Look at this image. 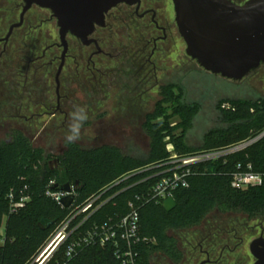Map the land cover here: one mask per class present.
<instances>
[{"label":"trees","instance_id":"obj_1","mask_svg":"<svg viewBox=\"0 0 264 264\" xmlns=\"http://www.w3.org/2000/svg\"><path fill=\"white\" fill-rule=\"evenodd\" d=\"M35 52L34 49L31 56L35 58L34 64L43 62L44 59L37 60L42 54L36 55ZM5 55L7 53L1 59L0 71L6 61ZM182 89L179 84L160 87L161 99L153 114H150L144 123V127L152 136L151 151L146 159L126 155L114 145L86 149L77 143L65 142V151L57 162L51 163L45 151L35 148L19 131L8 141L0 143V225L9 212L10 192L15 191L17 195L23 192L29 196L25 205L17 212L9 214L7 218L5 242L0 246V264H25L44 243L55 225L71 211L70 207H63L48 197V188L62 190L69 183L74 188L75 205L81 204L122 175L149 164L165 162L170 156L164 141L165 131L173 135L177 130H182L180 135L173 136L175 149L179 153L228 146L255 138L264 132V98L254 101L230 99L232 106L222 109L229 122L227 127L209 131L205 135L202 148H188L185 136L189 131L194 106L184 103ZM224 100L228 98L221 99V102ZM172 106L173 112L167 114ZM160 115L166 119L152 121V117ZM172 115H177L179 122L171 124L168 119ZM238 163H251L254 171L264 175V136L226 159L196 165L199 173L190 178V186L180 188L174 193L177 206L173 210L168 212L162 203L154 201L141 208V233L152 239L141 247L143 264H151L155 253L163 254L174 264H180L185 254L178 239L170 235V231L182 234L201 225L214 211L241 212L247 214L250 219H264V184L243 190L236 189L231 184L230 174ZM151 174L152 171L136 174L127 183L114 187L110 194L117 192L115 197L91 216L88 224L103 221L110 216L126 214L128 202L156 181V178H150ZM145 178V181L137 183ZM52 180L55 183L50 185ZM43 218L55 220V223L49 229L42 230L39 222ZM219 224L221 227L215 224L214 231L212 230L204 243H201L202 247H208L203 248L201 252L208 254L212 264L222 261V251L227 248L223 243L232 239V236L227 235L228 230L223 227L225 223ZM231 231L235 232L236 226H233ZM220 233H223L221 238L218 237ZM70 264L121 263L115 257L113 246L108 245L105 248L87 247Z\"/></svg>","mask_w":264,"mask_h":264},{"label":"rangeland","instance_id":"obj_2","mask_svg":"<svg viewBox=\"0 0 264 264\" xmlns=\"http://www.w3.org/2000/svg\"><path fill=\"white\" fill-rule=\"evenodd\" d=\"M245 1L235 0L237 3ZM23 3V0H0V37L8 33L13 22L19 21ZM165 8L168 16L161 19L163 23L170 25L166 45L169 49L153 58L158 69L157 84L154 85L155 81L150 75L145 92L146 106L133 112L118 100L121 94L119 90L126 88L125 81H120L118 77H112L114 79L111 81L98 75L99 79H104V83L100 82L98 88L112 91L103 103L94 106L95 100L87 90H93L97 86L91 82V75L85 68L81 74L76 72L73 59L68 60L69 66L63 71L57 90L56 73L62 53V48L58 46L47 53L43 62L28 64L33 48L36 55H41L47 45L60 43L59 27L51 12L37 6L32 7L26 14L25 24L16 29L10 38L6 61L0 71V143L8 141L19 131L35 148L43 149L50 161L59 160L66 148L65 136L71 124V113L75 105H81L87 109L88 120L81 129L80 139L75 143L86 149L114 145L126 155L146 159L151 151L152 136L144 127V122L153 114L161 99L160 85L169 81L178 82L183 88L182 100L185 104L194 106L192 121L185 136L186 146L191 149L202 148L205 135L209 131L227 127L229 122L222 109L232 106L230 99L254 101L264 98V64L239 81L206 71L186 53V43L175 22L172 0H167ZM116 38L118 42L115 48L122 50L121 47L128 42V38L125 33ZM68 41L73 50L72 54H77L80 51V43L70 35ZM2 48L3 44H0V52ZM116 52L117 50H114L115 54ZM50 58H54V63L49 66L46 62ZM109 64L112 68H121V59ZM112 73L114 72L110 74ZM116 73L120 75V71ZM80 81L83 83L82 87ZM58 98L61 100L63 111L57 110ZM223 98L228 100L221 102ZM172 109L173 106L168 109L167 114L172 113ZM151 119L153 122H159L166 117L160 115ZM168 120L171 124H176L180 118L172 115ZM181 131L179 129L173 135L164 132L167 150L172 147L175 149L173 138L180 135ZM6 221L7 218H4L0 225V235L5 232ZM219 223H225L223 227L228 230L227 235L232 236V239L223 243L227 248L222 251L223 259L219 264L255 262L250 243L255 238L264 236V219H250L247 214L241 212L214 211L201 225L182 234L170 231V235L178 239L185 254L180 264H200L207 258L201 249L208 247L205 245L200 248L199 244L204 243L206 236L214 231L215 224L221 227ZM233 226H236L235 232L231 231ZM221 236L223 233L218 237ZM2 244L3 237L0 236V246ZM151 264L174 263L163 254L155 253Z\"/></svg>","mask_w":264,"mask_h":264},{"label":"water","instance_id":"obj_3","mask_svg":"<svg viewBox=\"0 0 264 264\" xmlns=\"http://www.w3.org/2000/svg\"><path fill=\"white\" fill-rule=\"evenodd\" d=\"M178 31L186 43V53L206 71L223 78L239 81L264 64V0H172ZM20 20L12 24L0 40H8L23 24L25 14L33 7L48 9L59 27L63 47L61 63L56 74L57 90L68 50V36L80 39L85 45L94 40L91 35L97 26L105 25L106 13L120 3L135 4L138 0H23ZM57 44V43H55ZM59 99V98H58ZM59 105V103H58ZM46 113V112H45ZM264 136V132L261 137ZM55 159L53 162H57ZM69 194L60 198L65 207L75 199L71 184L64 188ZM166 211L176 206L174 198L162 203ZM55 220L43 218L42 230L49 229ZM228 246V245H227ZM202 248V247H201ZM256 258L253 264H264V236L250 243ZM203 261L201 264H205Z\"/></svg>","mask_w":264,"mask_h":264},{"label":"built area","instance_id":"obj_4","mask_svg":"<svg viewBox=\"0 0 264 264\" xmlns=\"http://www.w3.org/2000/svg\"><path fill=\"white\" fill-rule=\"evenodd\" d=\"M262 134L228 146L189 153H179L172 147L168 150L170 156L165 162L149 164L130 171L81 204L75 205L73 201L69 214L55 225L44 243L25 264H70L85 248L90 246L105 248L108 245L113 246L115 257L121 264H143L141 247L152 239L141 233V208L152 201L163 203L170 197L175 199L174 193L180 188H188L190 178L199 173L196 165L226 159L227 156L244 150L262 138ZM149 171H152L150 178H156V181L128 202L126 214L110 216L103 221L88 224L90 217L115 197L117 192L110 194L114 187L127 183L136 174ZM230 175L231 184L236 189L243 190L264 184V175L254 171L251 163L245 165L238 163ZM54 183L52 180L50 185ZM68 194L69 192L64 189L46 190V195L63 207L65 206L60 202V198ZM8 199L10 206L5 218L22 208L29 200V196L23 192L17 195L15 191H11ZM0 236L3 237L4 243L5 232Z\"/></svg>","mask_w":264,"mask_h":264},{"label":"flooded vegetation","instance_id":"obj_5","mask_svg":"<svg viewBox=\"0 0 264 264\" xmlns=\"http://www.w3.org/2000/svg\"><path fill=\"white\" fill-rule=\"evenodd\" d=\"M166 3L167 0H138V2L132 5L127 3L118 4L106 13L105 25L96 27L94 33L91 35V38L94 41L90 45H85L80 39L70 35L80 43V51L73 55V50L68 41V50L61 75L69 66L68 60L73 59L76 72L81 74V71L85 68L87 73L91 75V82L97 86L93 90H87L95 100L94 106L103 103L107 96H110V91H112L98 88L100 82L102 84L104 80L98 78V75H100L103 78L105 77V80L108 79L112 81L114 79L112 77H118L120 81L124 80L126 88L119 90L121 94L118 96V100L121 101L122 104L127 105V107L133 112H137L141 110V108H144L146 106L145 92L148 78L152 76V79L155 81L154 85L157 84L158 69L157 63L153 58L159 56L163 52L166 53L169 49L166 45L169 37L168 30L170 25L166 24V22L163 23L161 19L168 16L167 9L165 8ZM39 8L44 9L41 7ZM26 14L24 16L23 24L20 27L25 24ZM16 22L18 21L13 22L12 24ZM14 31L12 35L14 34ZM124 33L128 38V42L121 47L122 50H119V48H115V45L118 42L116 41V37H121ZM5 36L0 37V39ZM10 38L8 40H0V44H3V48L0 52V65L3 55L7 53ZM57 46L58 48H62L63 52L61 43L49 44L45 47L42 55L39 56L37 60H45L47 58V53ZM34 49L35 48L31 50L32 55ZM114 50H117L116 54L114 53ZM119 59H121V68L110 67L109 63H113V61ZM27 62L32 65L35 63V58H30ZM53 63L54 58H50L49 61L46 62L49 66ZM84 63H86L85 66ZM119 71L120 75L116 73ZM111 72H114L115 74H110ZM79 84L82 87V81H80ZM168 84L178 85V82L169 81L165 85ZM163 85L164 84L160 86ZM58 103L57 110L63 111L61 109V100L58 99ZM52 162L53 161H51V163ZM199 245L201 248L202 244ZM206 256L207 258L203 260L206 261L205 264H212L208 254Z\"/></svg>","mask_w":264,"mask_h":264},{"label":"clouds","instance_id":"obj_6","mask_svg":"<svg viewBox=\"0 0 264 264\" xmlns=\"http://www.w3.org/2000/svg\"><path fill=\"white\" fill-rule=\"evenodd\" d=\"M88 120L87 109L81 105H75L71 113V124L69 125L68 134L65 136L67 144L75 143L81 137V129Z\"/></svg>","mask_w":264,"mask_h":264}]
</instances>
